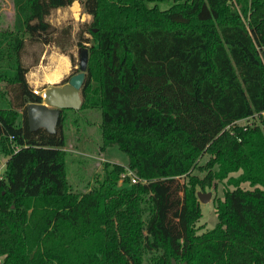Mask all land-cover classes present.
<instances>
[{
  "label": "trees",
  "instance_id": "trees-1",
  "mask_svg": "<svg viewBox=\"0 0 264 264\" xmlns=\"http://www.w3.org/2000/svg\"><path fill=\"white\" fill-rule=\"evenodd\" d=\"M11 1L15 25L0 32V264H264V0ZM77 1L92 17L76 44L89 55L81 109L63 110L55 134L32 131L27 106L42 99L27 80L26 38L71 47L72 26L59 38L47 18ZM90 108L101 111L102 148L128 162L106 164L79 193L65 123ZM127 167L142 182L120 184ZM224 180L234 188L200 234L197 188Z\"/></svg>",
  "mask_w": 264,
  "mask_h": 264
},
{
  "label": "rangeland",
  "instance_id": "rangeland-1",
  "mask_svg": "<svg viewBox=\"0 0 264 264\" xmlns=\"http://www.w3.org/2000/svg\"><path fill=\"white\" fill-rule=\"evenodd\" d=\"M173 3L174 1L172 0L158 1L161 9H168ZM74 4L71 5L72 8L70 9L66 8V10L60 11L54 10L47 18V21L59 31L57 34L59 38H61L59 33L63 29L72 26L71 47L66 45L63 48H60L55 43L45 45L41 42H32L26 38L27 43L22 57L24 65L27 68H32L35 63H38L44 51L49 50L48 52H50L51 50L56 49L58 53L69 56L70 61V57H74V61H71V75L78 69L80 60V49L76 45L79 40L78 34L85 24L92 22V17L85 13L82 4L78 1L74 2ZM12 6L13 4L11 0H0V9L3 8L0 17L2 18V16H4L1 23L2 26H0V32L2 30L13 29L14 27L10 26L12 24L11 13L14 12V6ZM84 37L91 38L89 33L85 34ZM101 118V111L98 108H90L89 110L84 111L82 117L72 115L65 123L67 145L63 150L66 152L68 180L73 186L75 192L84 193L93 188L95 181L103 177V171L106 164L111 163L125 166L128 162L127 155L120 151L117 146H110L107 149L102 148L103 140L100 127ZM257 124L261 125V122H257ZM208 159V156L204 157L200 161V164H205ZM6 163V158L0 156V175L5 171ZM195 173L201 178H204L207 175L205 172L198 170H195ZM239 174L240 173H236L232 175L238 176ZM226 181L227 180L216 181V184L212 188L206 189V191L199 187L197 188L198 192L211 194L209 202H200L203 215L197 221L196 228L198 233L201 234L211 231L217 225L216 200L223 199L225 191L229 188H234L231 185L228 186ZM242 187L250 188L248 183L243 184Z\"/></svg>",
  "mask_w": 264,
  "mask_h": 264
},
{
  "label": "water",
  "instance_id": "water-1",
  "mask_svg": "<svg viewBox=\"0 0 264 264\" xmlns=\"http://www.w3.org/2000/svg\"><path fill=\"white\" fill-rule=\"evenodd\" d=\"M79 72L73 73L66 84H56L46 91L44 102L29 104L28 124L32 131H38L44 128L50 134L57 132V124L63 110H80L82 105V87L84 85L87 68L89 64L88 50L83 49L79 52ZM198 198L201 203L209 202L210 193L198 192ZM172 264H178L176 260ZM187 264V263H182Z\"/></svg>",
  "mask_w": 264,
  "mask_h": 264
},
{
  "label": "crops",
  "instance_id": "crops-1",
  "mask_svg": "<svg viewBox=\"0 0 264 264\" xmlns=\"http://www.w3.org/2000/svg\"><path fill=\"white\" fill-rule=\"evenodd\" d=\"M68 8L70 9L72 7L70 6ZM57 10H66V8ZM2 11L3 8L0 9V15ZM11 14L12 24L10 26L13 27L15 25V12ZM3 18L4 16L2 18L0 17V26H2ZM48 51H44L38 63H35L32 68H29V72L27 73L28 81L32 88L40 90L48 89L56 84H60L64 79L71 76L72 65L69 56L58 53L56 49L50 52Z\"/></svg>",
  "mask_w": 264,
  "mask_h": 264
},
{
  "label": "built area",
  "instance_id": "built-area-1",
  "mask_svg": "<svg viewBox=\"0 0 264 264\" xmlns=\"http://www.w3.org/2000/svg\"><path fill=\"white\" fill-rule=\"evenodd\" d=\"M260 54H261V57H262V60H263V64H264V49H260ZM33 91H34V93H35L36 95H38V96L40 95V96H41L42 102L45 101V99H46V91H45V89H44V90H40V89H36V88H34ZM261 115L264 116V112H262ZM255 118L257 119V115H254V116H252V117L245 118V120H243V121H239V122H237V123H238L239 126H242V127H245V126H250V127H252V126H254V123L256 122ZM254 120H255V122H254ZM18 149H19V148L16 147V150H18ZM1 177H2V175H0V178H1ZM127 177H130V178H131V183H132V184H137V183L142 182V180L139 179V178L137 177L136 174H134L130 169L127 168L126 173H124V174L122 175V178H121V180H120V184H121L122 182H124V180H126ZM143 182H144V181H143Z\"/></svg>",
  "mask_w": 264,
  "mask_h": 264
},
{
  "label": "bare ground",
  "instance_id": "bare-ground-1",
  "mask_svg": "<svg viewBox=\"0 0 264 264\" xmlns=\"http://www.w3.org/2000/svg\"><path fill=\"white\" fill-rule=\"evenodd\" d=\"M75 7V6H74ZM75 9V8H74Z\"/></svg>",
  "mask_w": 264,
  "mask_h": 264
}]
</instances>
